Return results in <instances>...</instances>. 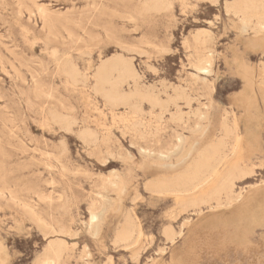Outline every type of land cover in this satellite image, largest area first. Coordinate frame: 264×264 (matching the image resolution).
I'll return each mask as SVG.
<instances>
[{"label":"rangeland","instance_id":"1","mask_svg":"<svg viewBox=\"0 0 264 264\" xmlns=\"http://www.w3.org/2000/svg\"><path fill=\"white\" fill-rule=\"evenodd\" d=\"M148 1L0 0V184L4 181L13 186L17 198L35 205L36 211L54 227L69 229V234L58 235L68 248L63 257L65 264H264V225L254 228L249 236L250 246L237 250L230 244L216 245L231 229L220 227L219 221L203 229L197 226L200 221L191 211L178 215L174 221L168 219L171 201L144 189L147 180L158 172L150 169L149 161L141 159L138 152L139 147L169 151L178 144L176 137L183 135L185 157L191 156L200 146L220 136L222 123L235 126L237 134L243 136L245 117L264 114V89L259 85L264 76L261 72L264 42H251V32L243 35L238 19L225 13V3L232 0H218L217 4L206 0H166L170 2V10L140 13L143 3ZM44 10L59 18L49 28L43 26L38 16ZM128 15L135 20L131 21ZM204 31L211 33L208 50L203 53L209 52L212 65L207 87L194 80L191 68L200 54L192 37ZM49 32L57 34L58 40L49 37L46 47ZM53 49L61 52V63L67 59L80 72L90 75L100 53L101 58L116 53L134 58L133 64L147 88L158 91L179 85L186 90L191 103L178 102L185 124L172 122L168 113L161 116L160 122L159 110L143 105L145 138L140 139L129 130L121 131L120 124H113L108 107L90 91L88 83L79 81L71 86L62 73L61 77L55 73ZM30 73L49 97L34 96ZM21 78L26 81L21 82ZM50 109H61L62 114L77 120V126L85 123L95 130L101 139L98 146L89 148L81 144L75 133H67L48 122ZM116 112L123 110L119 108ZM200 113H207L208 120L200 121ZM197 125H200L198 135ZM259 138L260 151L247 163L253 173L235 182V194L247 196L255 191L260 197L264 195L263 132ZM232 143V138L227 139L228 150ZM58 146H61L58 162L43 156L46 152L55 153ZM118 177L126 183L122 193L110 185ZM59 194L63 198L61 206L63 201L67 202L62 209L57 203ZM102 196L111 199L113 207L105 212L100 236L92 238L86 224L90 211L101 206ZM127 214L137 220L144 235L140 253L132 260L130 251L113 244L119 223ZM204 214L212 217L207 209ZM218 215L229 217L227 211ZM186 221L190 226L182 227ZM168 223L175 231L182 230L173 245L165 242L162 235V228ZM55 238L44 240L18 206L0 199V242L7 248L0 264H34ZM191 240L195 247L192 246L190 254L186 249ZM183 257L187 259L181 260Z\"/></svg>","mask_w":264,"mask_h":264},{"label":"bare ground","instance_id":"2","mask_svg":"<svg viewBox=\"0 0 264 264\" xmlns=\"http://www.w3.org/2000/svg\"><path fill=\"white\" fill-rule=\"evenodd\" d=\"M206 1L210 4H217L218 2V0ZM170 7V2H167L166 0H150L147 3H143L140 13L166 12L170 10ZM224 10L226 14L232 15L238 19L243 35L244 33L248 34L249 31L251 32V37L249 36L251 42H264V0H232L225 3ZM38 16L42 21L43 26L48 25V28L50 24H55L59 21L57 16L53 17L49 15L47 10L39 13ZM128 18L131 21L134 19L131 15H128ZM49 37H51L53 41L58 40L57 34L50 33L49 36L45 38L46 47L49 42ZM210 37L211 33L208 31L197 32L192 37L193 44L199 49L196 50L200 52L199 55L197 54L198 57H196L191 64V68L194 70L192 77L195 81L205 83L206 87L208 86L207 83H209L207 77L211 75V64L208 58L209 52L207 51L205 55H203V53L207 49L206 45ZM235 43H237V41ZM261 48H263V46H261ZM247 49L249 50V48ZM248 50L247 53L249 52ZM234 51L238 52L237 49ZM254 51L256 52V50ZM51 52V58L56 65L55 73L59 77H61L62 73L71 86L77 84L79 81L82 84L88 83L90 91L94 95L99 96L104 102V105L108 107L112 116L113 124H120L121 131L129 130L138 134L140 139L145 138L146 125L142 122V116L144 113L143 105H148L151 109H158L160 112L159 119L162 118L161 116L168 113L169 119L172 122L185 124L186 121L183 119L178 102L182 101L185 105H188L189 102L191 103V99L186 90L179 85H169L158 91L147 88L141 81V74L133 64L134 58L126 57L119 53L107 58H101L102 54L100 53L97 63L93 66V73L90 75L80 72L78 68L67 59H62L61 63V52L57 49H53ZM251 53H254L253 50ZM91 67L92 66H89V68ZM242 71H244V69ZM261 72H264V64L261 68ZM29 78L31 80V85H33L32 93L34 96L49 97V94L42 87L37 86L35 75L30 73ZM242 78L244 79V77ZM23 81H26V79L21 78V82ZM248 82L249 81H247V83ZM259 85L264 89V76L261 78ZM119 108H121L123 112L117 113L116 111ZM196 111L197 110L195 109L194 114ZM198 117L200 121L208 120L207 113H200ZM245 119V131L243 136L237 134L235 126L230 127L225 123H222L220 126V136L211 139L207 145L198 146V149L194 146H190L194 147L196 151H193V154L190 153L191 156L188 155L189 157H185L186 154H184L183 144L186 141V138L183 135H178L176 137L178 144L173 149L166 152L159 150L154 151L144 147L138 148V152L142 157L141 159L148 160L150 164L149 168H153L158 172V174L147 180L144 189L158 198L170 199V209L172 210L169 211V209L167 212L168 219L174 221V219H177L176 217H178V215L191 211V213L194 214V216L196 215L200 221V225H197L198 227L201 226L204 229L206 225H211L214 224L215 221H219L221 224L220 227L227 226L231 228H229L230 230L225 236L217 240L216 245H218V247L230 244L236 249L246 248L247 246H250L249 236L253 233L254 228L264 225V195L260 197L255 191H250L249 195L242 196L240 193L235 194L234 191L236 181L253 173L251 165H247V163L251 162V156L254 153L260 151L261 141L259 136L262 132L264 133V114H257L255 116L247 115ZM11 121L12 120H10V122ZM47 121L56 125L60 130L62 129L67 133H75L77 138L81 141V144L89 148H96L101 141L95 130L91 129L85 123L77 126V120L72 116L62 114L61 109L48 110ZM161 121L162 119L160 122ZM75 126H77L76 132L74 131ZM196 127L197 130L195 131V134L200 132V125H197ZM203 133L200 134L203 135ZM230 138L233 139V143L231 149L228 150L227 139ZM191 143L194 145L193 143H195V141H192ZM43 156L46 158L52 157L58 162L61 158V146L56 147L55 153L46 152ZM186 158L189 159L187 160ZM1 171L2 167H0V172ZM119 177L116 181L110 182V185H112L117 192L122 193L126 189V183ZM114 178H116V176ZM12 187L9 186L8 183L2 181L0 184V199L9 201L18 206L23 214L27 215L36 225V228L44 237V240L50 236L56 237L48 244L46 243L47 246L41 257H39L34 264H65L63 257L68 252V248L65 240L61 237L59 238L58 235L69 234V229L54 227L49 220L42 217L36 211L35 205L20 201ZM62 199L61 194H59L57 197L59 208H64V206L67 205V202L63 201L61 206ZM112 204L113 201L111 199L102 196L101 206L96 211H90L86 230L88 235L92 238H98L100 236L105 221V212L110 206H112ZM205 209L208 210V214H211V218H207V215L204 214ZM226 211L228 212V218H218L219 213ZM128 214L124 216L123 220L119 223L117 232L114 234L113 244L120 245V248L122 246L130 251L132 260L136 259L140 253L141 239L144 235L140 225L136 222L137 220L135 221V219ZM188 223L189 221H186L182 227L188 226ZM214 229H218V225L215 226ZM202 234L203 233H201V235ZM162 235L165 242H168L169 245H173L182 235V230L180 229L177 232L173 229L172 225L168 223L163 226ZM208 235H210V233ZM73 236L75 238L74 234ZM196 236L199 237V235ZM189 242V246L186 249L188 253L194 249L192 248L193 245H191L192 243L194 244V241L191 240ZM213 243L215 244V242H212V244ZM212 244L210 243L209 245ZM206 248L208 249L207 246ZM254 248L256 247L254 246ZM6 249L0 242V262L5 259ZM188 253L184 252V254L187 255ZM184 258L185 257L181 260ZM185 259H187V257ZM83 264L93 263L84 262Z\"/></svg>","mask_w":264,"mask_h":264}]
</instances>
